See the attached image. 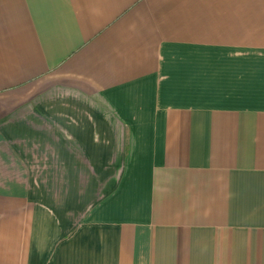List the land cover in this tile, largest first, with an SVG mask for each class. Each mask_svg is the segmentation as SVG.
Wrapping results in <instances>:
<instances>
[{"label": "crops", "instance_id": "0c3cea01", "mask_svg": "<svg viewBox=\"0 0 264 264\" xmlns=\"http://www.w3.org/2000/svg\"><path fill=\"white\" fill-rule=\"evenodd\" d=\"M0 264H264V0H0Z\"/></svg>", "mask_w": 264, "mask_h": 264}]
</instances>
